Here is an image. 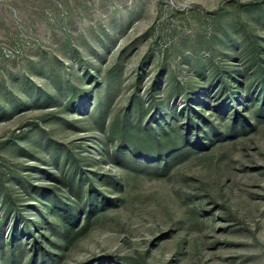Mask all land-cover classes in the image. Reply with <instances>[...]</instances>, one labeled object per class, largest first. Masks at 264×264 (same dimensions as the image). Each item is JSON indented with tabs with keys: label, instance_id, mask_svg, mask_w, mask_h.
<instances>
[{
	"label": "rangeland",
	"instance_id": "rangeland-1",
	"mask_svg": "<svg viewBox=\"0 0 264 264\" xmlns=\"http://www.w3.org/2000/svg\"><path fill=\"white\" fill-rule=\"evenodd\" d=\"M0 264H264V0H0Z\"/></svg>",
	"mask_w": 264,
	"mask_h": 264
}]
</instances>
